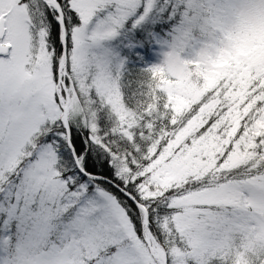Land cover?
<instances>
[{"label": "snow or ice", "instance_id": "6c2138e0", "mask_svg": "<svg viewBox=\"0 0 264 264\" xmlns=\"http://www.w3.org/2000/svg\"><path fill=\"white\" fill-rule=\"evenodd\" d=\"M0 264H264V0H0Z\"/></svg>", "mask_w": 264, "mask_h": 264}]
</instances>
